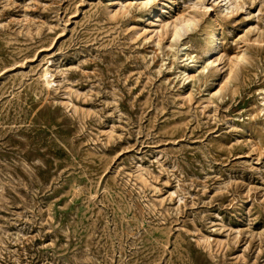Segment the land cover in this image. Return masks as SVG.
<instances>
[{"label":"rangeland","instance_id":"rangeland-1","mask_svg":"<svg viewBox=\"0 0 264 264\" xmlns=\"http://www.w3.org/2000/svg\"><path fill=\"white\" fill-rule=\"evenodd\" d=\"M0 264H264V0H0Z\"/></svg>","mask_w":264,"mask_h":264},{"label":"bare ground","instance_id":"bare-ground-1","mask_svg":"<svg viewBox=\"0 0 264 264\" xmlns=\"http://www.w3.org/2000/svg\"><path fill=\"white\" fill-rule=\"evenodd\" d=\"M192 21H193V19H192ZM190 23H192L191 22V20L190 21H188V20H185L184 22H180V23H175L173 26H172V35H173V38H176V37H178L179 36V34H180V32H181V30L185 27V26H187V25H189ZM190 26V25H189ZM188 27V26H187ZM216 38V37H215ZM215 38H213V42L210 44V46H211V48H213L214 47V45H215ZM212 41V40H211Z\"/></svg>","mask_w":264,"mask_h":264}]
</instances>
